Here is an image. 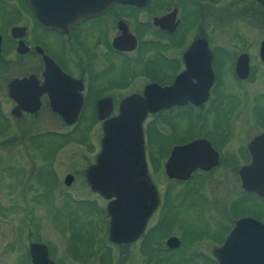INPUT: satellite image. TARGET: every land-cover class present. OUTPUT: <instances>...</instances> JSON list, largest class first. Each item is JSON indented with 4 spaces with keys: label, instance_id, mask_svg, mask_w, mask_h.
I'll return each mask as SVG.
<instances>
[{
    "label": "flooded vegetation",
    "instance_id": "obj_1",
    "mask_svg": "<svg viewBox=\"0 0 264 264\" xmlns=\"http://www.w3.org/2000/svg\"><path fill=\"white\" fill-rule=\"evenodd\" d=\"M6 1L0 0L7 4ZM18 1L33 21H0V136L62 135L55 130H34L37 123L47 117L63 123L52 111L49 96H59L60 101L68 97L62 83H56L54 90L48 83L47 89L43 61L46 56L62 74L79 82L82 101L78 120L82 117L98 122L100 129L103 121L118 115L123 100L130 96L143 97L144 89L149 86L189 91L195 98V103L186 101L154 113L147 112L142 120L146 171L156 192L151 175L159 168L164 174V164L173 147L204 140L217 156L216 165L207 171L193 170L186 181L168 179L164 174L169 182L185 185L186 192L179 201L168 195L161 198L157 192V206L140 235L131 242L116 244L108 238L106 212L113 198L105 199L93 192L86 181V169L95 163L100 151L102 131L97 148L85 147L90 157L83 156L85 161L80 167L70 166L59 179L52 161L58 147L43 152L39 151L43 147L31 146L43 154V161L35 167L30 163V170L46 166L53 178L48 218L52 222L60 217L76 222L82 210V216L92 225L62 229L67 232L59 233L60 241L53 244L40 234L46 207L41 203L35 215L34 209L26 206L25 264H32L30 246L33 244L45 247L51 264H217L212 251L223 243L235 220L250 218L264 225V198L244 192L238 176V171L250 164L264 170V138L255 142L256 138L264 136V87L256 82L260 79L264 83L261 58L264 0L114 3L95 17L81 19L59 30L39 26L26 2ZM105 17L106 21H100ZM237 72L246 74L240 78ZM99 103L109 109L103 120H98L97 116ZM85 107L90 108L87 114ZM178 110L187 112L185 118H178ZM182 121L185 128L181 130ZM234 123L263 129L244 132L241 137L232 130ZM191 128L194 135L187 134ZM170 139L177 142L168 144ZM162 142L167 145L159 150ZM215 170L231 172L240 189L237 197L228 205H217L208 215L193 210L191 213L198 221L194 228L181 225L179 207L185 205L190 185L196 184L200 190L210 181H218L213 176ZM66 177H71L67 185ZM77 181L86 186L75 195L79 198L66 190L71 186L77 189ZM21 185L27 192L34 191L25 180ZM38 197L42 199V194ZM247 199L253 203L246 210L233 209L239 207L234 204H245ZM170 238L177 241L175 245L167 244ZM13 244L12 227V239L7 240L6 245Z\"/></svg>",
    "mask_w": 264,
    "mask_h": 264
},
{
    "label": "water",
    "instance_id": "obj_2",
    "mask_svg": "<svg viewBox=\"0 0 264 264\" xmlns=\"http://www.w3.org/2000/svg\"><path fill=\"white\" fill-rule=\"evenodd\" d=\"M24 1L39 26L59 30L69 28L81 19L95 17L114 3L142 4L147 0ZM263 49L264 42L261 48L262 61ZM43 61L47 89L49 84L54 90L56 83H62V89L68 94L62 101L59 96H49L52 111L59 115L65 125H72L78 120L81 108L79 82L62 74L48 57L43 56ZM245 74L237 72L240 78ZM52 76L56 79L53 80ZM185 92L187 94L184 90L172 87L149 86L144 89L143 97L130 96L123 100L119 104L118 115L101 124L100 151L95 163L86 169V181L93 192L105 199L113 198L106 206L109 216L108 238L112 243L135 240L157 206V192L148 178L144 160L142 120L147 112L154 113L186 101L195 103L189 91ZM96 110L98 120H103L109 109L104 103H99ZM261 138L264 136H259L255 142ZM216 163L217 156L209 144L197 140L172 148L164 164V174L168 179L186 181L193 170L207 171ZM254 167L250 164L238 171L241 188L246 193L264 198V170ZM70 180L71 177H66L65 184H69ZM176 242L170 238L167 244L173 246ZM30 254L32 264H51L44 246L33 244ZM212 254L217 264H264V225L250 218L235 220L223 243Z\"/></svg>",
    "mask_w": 264,
    "mask_h": 264
},
{
    "label": "rangeland",
    "instance_id": "obj_3",
    "mask_svg": "<svg viewBox=\"0 0 264 264\" xmlns=\"http://www.w3.org/2000/svg\"><path fill=\"white\" fill-rule=\"evenodd\" d=\"M7 4L0 2V21H33L31 15L28 13L25 6L18 0H7ZM100 21H106V17ZM258 86L264 87L262 80H256ZM86 108V107H85ZM90 108L85 109V114L89 112ZM178 118H183L186 111L178 110ZM185 118V117H184ZM89 121L84 120L77 126H65L59 120L54 117H47L46 120L37 123L35 131H51L55 130L60 134H69V137L78 138L81 135L80 129L83 126H88ZM179 126L181 130L185 128L183 121ZM178 126V127H179ZM264 126V125H263ZM233 132H238L239 135L244 136V132H251L254 129H263L261 126L254 125L242 126L238 123L232 124ZM189 135H194V131L191 128V132L188 131ZM101 136L100 123L95 122L88 132L84 133V137L87 139V144L91 145L92 148H97V142ZM18 144H14L11 137L6 135L0 136V264H25L24 262V243H25V231H26V206L30 209H34V214H38L41 203L46 207V218L43 219V228L40 231L43 238L53 244L59 242V233H63L62 229L72 228L80 229V227L91 226L92 224L86 219V216H82V210H80L76 222H71L63 217H60L55 222H52L50 218V198L51 193L54 192L53 178L49 173V168L44 166L41 169L34 171L30 170V163H33L35 167L38 163L42 162L43 154L35 151L31 145L28 144L27 138H15ZM22 140L25 142L21 143ZM9 142V144H5ZM36 142L42 144L43 147L39 151L48 152L50 148L57 147L59 140L53 137V135H43L36 137ZM169 142L174 143L177 140L170 139ZM170 143V144H171ZM167 144L162 142L158 145L159 150L162 146ZM28 147V149H25ZM36 147V146H34ZM86 145L77 144L73 141L66 142L63 146H60L52 161L55 163L57 177L63 175L64 172L68 171L70 166L80 167L85 161L82 157L89 158V153L86 151ZM30 149V150H29ZM151 149V147H149ZM74 164V165H73ZM83 167V166H82ZM156 172L152 173V178L156 186L158 195L162 198L164 195H168V198L179 201L183 194L186 192L185 185L169 182L161 168L156 169ZM218 181L212 180L207 185L198 190L196 184H191V191L185 202V205L179 207V218L178 222L189 228H194L198 221L194 219L193 210L204 211L205 215L209 214V211L215 210L217 205L225 204L228 205L232 198L237 197L240 189L236 181L233 180L234 176L231 172H224L222 170H215L214 175ZM34 188V191L30 190L27 192L21 185L24 181ZM46 188H42L44 186ZM76 187H68L66 190L72 193V195L78 194L79 190L85 188L80 181H77ZM65 189V188H64ZM188 190V188H187ZM25 193V195H24ZM34 194V196H32ZM42 194V199H39L38 194ZM80 194H83L80 192ZM90 193H88L89 195ZM27 195V196H26ZM202 195L203 198L200 196ZM36 196V197H35ZM34 197V198H33ZM79 198L78 196H75ZM33 198V199H32ZM32 200V201H31ZM35 202V203H34ZM52 202V201H51ZM245 204L236 203L239 207H233V209L246 210L247 206L253 203L249 199ZM54 205V202H52ZM228 209V207H223ZM4 211V212H2ZM12 227L14 228V244L7 247V240L12 239ZM173 231H178L173 228ZM67 232V231H65ZM64 232V233H65Z\"/></svg>",
    "mask_w": 264,
    "mask_h": 264
},
{
    "label": "trees",
    "instance_id": "obj_4",
    "mask_svg": "<svg viewBox=\"0 0 264 264\" xmlns=\"http://www.w3.org/2000/svg\"><path fill=\"white\" fill-rule=\"evenodd\" d=\"M83 121H84V119L81 117V118L77 121V123H76L75 126H77L79 123H82ZM93 123H95V122L91 121V122H90V125H92ZM90 125H89V126H83V128L80 129V131H81L80 134L83 135V136H79V137L76 138V139H75V138H72V137H69V136H68L69 134H64V135L62 134V135L56 136L55 138H58V140H59V143H58L57 147L59 148L60 146H63L66 142H69V141H73V142H75V143H77V144H81V145H86V146H88V144H87V139L84 137V133H86V132L89 131ZM12 140L14 141V144H18L17 139L12 138ZM20 141H21L22 144L25 143V142H23L22 140H20ZM25 141H27L28 144L31 145V146H38V147L42 146L41 143H39V145L37 144V142H36V137H29V138H27V140H25ZM5 144H9V142H5Z\"/></svg>",
    "mask_w": 264,
    "mask_h": 264
}]
</instances>
